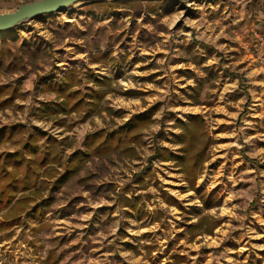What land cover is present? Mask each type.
<instances>
[{
  "label": "rangeland",
  "instance_id": "rangeland-1",
  "mask_svg": "<svg viewBox=\"0 0 264 264\" xmlns=\"http://www.w3.org/2000/svg\"><path fill=\"white\" fill-rule=\"evenodd\" d=\"M26 1L0 0V12ZM247 4L86 0L0 31V84L21 94L0 107V128L56 138V175L88 133L149 115L135 155H92L48 178L40 217L0 231V264H264V18L239 23ZM70 73L73 88L106 90L98 109L38 117L57 99L44 83ZM192 115L207 149L191 184L174 155Z\"/></svg>",
  "mask_w": 264,
  "mask_h": 264
},
{
  "label": "trees",
  "instance_id": "trees-1",
  "mask_svg": "<svg viewBox=\"0 0 264 264\" xmlns=\"http://www.w3.org/2000/svg\"><path fill=\"white\" fill-rule=\"evenodd\" d=\"M75 77L70 73L60 83H44L43 89L54 91L57 99L43 102L37 110L38 117L67 114L78 111L87 104L89 109L82 116L86 118L98 109L106 90L88 88L89 91L83 92L79 88H73L76 84ZM17 90L12 84H0V107L11 104L21 95ZM148 122V113H140L110 131L88 133L85 149L71 153L65 173L59 175H56V168L50 166L60 159L59 142L56 138L47 137L38 127H34L32 131L27 130L22 123L0 128V143L7 140L18 144L13 150H0V231L21 223L24 217H40L42 205L49 201L48 197H42L41 193L49 184L48 178L55 177V185L60 184L67 175L77 170L83 159L92 155L106 156L117 150H122L127 155H135L136 147L141 143V130ZM180 125L183 129L180 135L182 153L174 156L192 184L207 149V136L203 121L198 115L190 116L188 122H182ZM41 138L43 140L39 142ZM204 218L205 216L201 215L193 225L199 226ZM209 230L210 228H207L206 231Z\"/></svg>",
  "mask_w": 264,
  "mask_h": 264
},
{
  "label": "water",
  "instance_id": "water-1",
  "mask_svg": "<svg viewBox=\"0 0 264 264\" xmlns=\"http://www.w3.org/2000/svg\"><path fill=\"white\" fill-rule=\"evenodd\" d=\"M78 1L86 0H29L15 9L0 12V31L13 28L35 16L59 11Z\"/></svg>",
  "mask_w": 264,
  "mask_h": 264
},
{
  "label": "crops",
  "instance_id": "crops-1",
  "mask_svg": "<svg viewBox=\"0 0 264 264\" xmlns=\"http://www.w3.org/2000/svg\"><path fill=\"white\" fill-rule=\"evenodd\" d=\"M228 1V5L225 7V9L227 10L228 6H234L236 5V3H242L245 4L248 3L245 7H242L239 12L243 13V15H241L239 23L244 22L243 24H245L244 26H246L247 24H250L253 20V22L258 21V19H262L264 18V0H227ZM213 2V0H209V3L211 4ZM239 6H237L238 8ZM260 8V10H259ZM239 9V8H238ZM235 9V10H238ZM257 15H260V18L257 17L255 19H252V16L255 17ZM263 21H261L260 23H262ZM254 24V23H252ZM261 25V24H260Z\"/></svg>",
  "mask_w": 264,
  "mask_h": 264
},
{
  "label": "built area",
  "instance_id": "built-area-1",
  "mask_svg": "<svg viewBox=\"0 0 264 264\" xmlns=\"http://www.w3.org/2000/svg\"><path fill=\"white\" fill-rule=\"evenodd\" d=\"M258 43L262 44L263 43V40H264V32L261 33V34H258Z\"/></svg>",
  "mask_w": 264,
  "mask_h": 264
}]
</instances>
